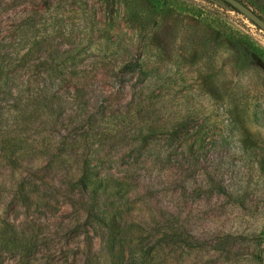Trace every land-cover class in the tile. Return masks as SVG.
Masks as SVG:
<instances>
[{"label":"rangeland","instance_id":"374dc122","mask_svg":"<svg viewBox=\"0 0 264 264\" xmlns=\"http://www.w3.org/2000/svg\"><path fill=\"white\" fill-rule=\"evenodd\" d=\"M224 24L264 51V31L221 0H0V59L54 40L95 89L72 101L66 85L64 117L32 122L36 56L0 84V220L36 243L0 246V264H262L264 53L239 64ZM150 110L184 129L140 139ZM84 159L125 184L115 238L90 222Z\"/></svg>","mask_w":264,"mask_h":264},{"label":"trees","instance_id":"16d2710c","mask_svg":"<svg viewBox=\"0 0 264 264\" xmlns=\"http://www.w3.org/2000/svg\"><path fill=\"white\" fill-rule=\"evenodd\" d=\"M241 1L246 3L244 0ZM223 2L232 7L227 2ZM236 11L239 12L238 10ZM262 17L264 18V16ZM223 26L224 28L226 27L225 24ZM226 30L229 31L228 29ZM229 33L233 42V49L239 57V64L246 66V68L259 64V57H263L261 53H264L261 47L245 33H240L236 30L229 31ZM70 48L48 39L47 41H42L36 47H30L23 53L19 50L14 51L12 55L19 57V63L0 59V84L2 85L18 84L20 76L17 73L18 67L31 66L30 63L34 56H36L37 60L35 65L43 74V80L38 86L39 92L35 95V98L38 99L27 104L22 110L21 116L23 120L35 122L41 120L44 116L52 118V120L63 118L64 110L61 107V100L63 99L62 88H68V84L78 88V92L72 93L70 97L72 101L81 100L87 91L92 93L95 90L92 88V77L86 74V70L84 71L82 68H80L81 70L77 68L69 69L67 67V63H72L74 66L79 63L76 55H67V53H72ZM13 88L19 93L20 89H17V86H13ZM138 105L149 109L148 103L143 99L139 101ZM82 112H84L83 109H80V114ZM147 112L146 118L143 119L141 117V122L137 129L138 137L142 140H146L149 136L168 134L184 129L185 119L183 117L177 118L173 115H167V117L153 110ZM140 114H142L141 109ZM98 168L97 165H92L90 160L84 159L80 185L90 190L91 202L87 207L90 222L94 224V228L99 225L102 230H106L109 237L115 238L124 230L127 223L123 216L122 208L120 205L115 206V203L121 204L126 199L127 192H125V184L122 181H117L119 179L114 176L101 175V171ZM79 206L76 204V207ZM154 218V215L149 216V220ZM92 244L93 239L90 236L88 245ZM0 246L2 250L30 253L36 247V243L11 223L6 220H0Z\"/></svg>","mask_w":264,"mask_h":264},{"label":"water","instance_id":"95a60500","mask_svg":"<svg viewBox=\"0 0 264 264\" xmlns=\"http://www.w3.org/2000/svg\"><path fill=\"white\" fill-rule=\"evenodd\" d=\"M230 4L233 9L238 10L241 14L251 20L257 27L264 31V18L259 15L254 9L248 6L241 0H223ZM262 264H264V248L261 254Z\"/></svg>","mask_w":264,"mask_h":264}]
</instances>
